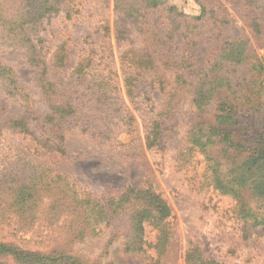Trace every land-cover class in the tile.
<instances>
[{
	"label": "trees",
	"instance_id": "trees-1",
	"mask_svg": "<svg viewBox=\"0 0 264 264\" xmlns=\"http://www.w3.org/2000/svg\"><path fill=\"white\" fill-rule=\"evenodd\" d=\"M245 2L249 9L264 11L261 0ZM59 5L60 0H0V40L6 47L21 51L26 63L34 68L36 97L45 110L40 126L25 118L2 114L0 126L30 135L43 150L61 155L65 154V133L70 129L87 134L102 147H112L120 132H135L134 118L126 105L123 103L117 110L111 107L115 105L111 99L115 101L119 97L107 80L112 73L100 77L102 72L96 65L98 53L92 50L80 55L69 67V48L64 45L49 56L38 37L40 23L58 12ZM165 5V0H115V9L143 35L148 34L145 26L150 13ZM200 7V15L191 18L178 13L177 7H167L171 26L163 38L172 40L177 32L185 39L193 38L198 29L196 22L208 15L206 7L202 4ZM210 20L218 31L216 36L229 23L224 14L220 18L210 16ZM247 24L260 39L261 17L254 16ZM116 34L119 40L126 37L121 29ZM120 58L127 96L131 101L140 100L147 95L140 89L141 80L156 68L153 53L150 49L130 48ZM164 60L167 68L173 67L176 73L163 111H173L175 100L189 88H193L189 92L197 111L177 158L178 170L188 175L189 186L196 195H208L209 200L214 199L213 195L231 200L225 214L243 225V237H250L254 230L264 232V57L250 52L249 40L241 37L219 43L217 51L201 68L184 55ZM1 78L10 85H18L12 69L0 64ZM159 80L164 85V75ZM18 97L21 101L26 96L19 94ZM110 111L124 113L115 118ZM168 116L169 112L162 113L149 121V127L145 128L148 149L160 146L165 129L162 120ZM114 120L124 126L122 131L114 128ZM4 187L10 203L0 213L1 224L10 222L11 225L16 218L20 222L41 224L49 216L51 229L63 230L75 240L87 243L98 238L117 219L126 217L129 225L122 243L123 254L142 255L146 264H163L170 250L173 211L152 183L144 187L129 186L116 194L97 198L78 188L67 176L41 166L34 178L24 174L8 179ZM48 198L49 207L43 209ZM147 227L156 233L154 241L149 240ZM89 259L85 252L77 256L58 251L42 254L25 250L16 243L0 242V264L94 262ZM184 264L228 263L206 256L200 244L189 240Z\"/></svg>",
	"mask_w": 264,
	"mask_h": 264
},
{
	"label": "rangeland",
	"instance_id": "rangeland-1",
	"mask_svg": "<svg viewBox=\"0 0 264 264\" xmlns=\"http://www.w3.org/2000/svg\"><path fill=\"white\" fill-rule=\"evenodd\" d=\"M166 5L150 13L145 29L147 35L136 30L124 16L115 9V0H60L58 12H54L40 23L41 45L50 56L64 45L69 48L72 67L77 58L89 51L98 53L96 65L104 77L108 72L113 91L118 99L111 106L114 110L123 103L134 118V134L120 132L112 147H102L87 134L70 129L65 133V154L47 152L30 135H22L0 126V213L9 205L10 197L4 187L9 179L27 175L34 178L38 167L67 176L71 182L97 198L116 194L129 186L144 187L152 183L162 194L174 215V231L170 250L163 264H184V253L189 240L201 245L206 256L228 264H264V232L254 230L243 237V225L229 219L225 211L231 207V200L213 195H196L187 180L188 175L178 170L177 158L185 145L187 135L193 126L195 111L193 88L183 91L173 103V111H163L168 93L173 88L176 70L167 68L165 58H184L197 68L206 64L217 51L219 43L245 37L250 42V52L264 57V11L249 9L245 0H165ZM264 3V0H261ZM200 4L206 7L208 15L197 21L198 29L193 38L185 39L179 32L175 38H163L170 27L167 7H177L178 13L191 18L201 13ZM224 14L229 23L221 30L214 29L210 16L220 18ZM259 15L263 29L260 39L256 38L247 21ZM223 17V16H222ZM185 20V19H183ZM126 32V37L117 38L116 30ZM218 39V40H217ZM150 49L156 68L141 80L140 89L147 95L131 101L127 96L122 74L121 56L127 49ZM191 57V58H190ZM0 64L14 72L18 85L0 79V114L16 119L25 118L30 123L41 125L45 113L44 105L36 97L37 82L34 68L23 59L22 52L6 47L0 40ZM164 75L161 85L159 77ZM26 97L19 99L18 95ZM134 104H137L136 106ZM127 112V111H126ZM163 118L164 131L160 146L148 149L145 128L157 115L168 113ZM117 118L123 111H110ZM2 123H4L2 121ZM114 128L122 131L123 125L114 120ZM48 130V129H47ZM50 196L47 195L46 197ZM4 203H3V202ZM50 198L43 209L48 208ZM1 217V216H0ZM46 222L18 221L0 223V242L16 243L25 250L50 254L54 251L77 256L85 252L91 264H146L142 255L123 254L122 243L128 230V219H117L105 228L98 238L89 242L75 240L63 230L51 229ZM1 220V219H0ZM150 241L155 232L147 227ZM11 262V261H10ZM12 263V262H11ZM13 264V263H12Z\"/></svg>",
	"mask_w": 264,
	"mask_h": 264
}]
</instances>
